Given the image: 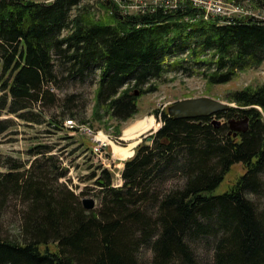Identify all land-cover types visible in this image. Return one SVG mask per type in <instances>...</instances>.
<instances>
[{"label": "trees", "instance_id": "trees-1", "mask_svg": "<svg viewBox=\"0 0 264 264\" xmlns=\"http://www.w3.org/2000/svg\"><path fill=\"white\" fill-rule=\"evenodd\" d=\"M92 8L87 0H0V108L61 130L80 94L60 103L54 90L93 84V118L102 110L123 121L137 94L172 70L223 84L264 60V20L253 16L212 17L194 0L124 14L111 2L101 14ZM228 101L234 106L197 118L155 111L160 124L123 161L120 185L104 167L87 175L98 199L88 210L82 193L60 181L66 168L52 146H32L27 166L5 160L0 213L11 197L21 209L16 236L0 234V264H264V209L253 200L264 190V83L230 91ZM243 117L246 129L233 134L227 120ZM233 164L243 172L212 194Z\"/></svg>", "mask_w": 264, "mask_h": 264}, {"label": "rangeland", "instance_id": "rangeland-1", "mask_svg": "<svg viewBox=\"0 0 264 264\" xmlns=\"http://www.w3.org/2000/svg\"><path fill=\"white\" fill-rule=\"evenodd\" d=\"M50 1V0H37ZM183 0H87L93 7L95 14L103 12V5L110 2L117 7L119 12L131 13L148 5H167L177 6ZM201 8L212 17L218 16L226 18H246L253 16L255 19L264 20V7H258L248 0H240L236 3L232 0H194ZM105 2V3H104ZM210 6V7H208ZM211 6H219L211 13ZM207 8V10H206ZM205 14V15H206ZM264 83V60L251 68L238 71L232 78L223 84H208L201 77L196 75L184 74L180 71H170L160 80L152 81L149 84L154 86L150 92L137 94L135 105L136 112L128 119L118 121L103 116V111L99 110V120L93 118L94 110L93 91L95 85L77 83H61L59 89H55L56 95L60 98V103L66 94L79 93L80 98L72 110L74 118L63 117L62 121L73 122L75 126L79 123L81 129H91L96 137L103 140V152L105 157L99 158L88 149L90 141L78 131H69L67 128L55 130L47 126L44 122L30 123L16 118L13 114L7 113L0 108V122L3 130L0 132V172H5L3 162L9 158L18 160L27 166V162L32 156L28 154L35 144H48L52 146L51 153L58 158L61 167L68 166L66 174L60 181L65 180L66 185L75 194L81 192L79 198L94 199V207L98 205L95 197L96 187L87 175L94 171L97 166L106 168L112 178V184L119 185V172L123 166L121 160L130 158L139 144L146 143V138H151L152 133L158 128L159 122L154 118V112L165 110L173 102L185 98H197L201 96L210 97L217 101L234 106L228 101V93L244 87H253ZM130 84L127 87L130 88ZM132 88H130L131 90ZM133 90V89H132ZM83 104L81 110L80 105ZM76 104V105H75ZM55 113L52 108L45 109L44 113ZM145 120L148 124L134 134H130V129H136L138 122ZM106 140V141H105ZM109 142V143H107ZM133 145V146H132ZM132 146V147H131ZM127 148L124 158L114 155L115 148ZM131 153V154H130ZM119 159V160H116ZM244 168L240 164H233L224 173L221 182L211 191L212 194H219L227 190L243 172ZM259 208L264 209V190L263 195L253 198ZM21 209L19 199L8 198L0 213V234L6 236H16L19 225V211ZM49 249L53 246L49 245ZM199 253L201 251L197 250ZM144 256V255H143Z\"/></svg>", "mask_w": 264, "mask_h": 264}, {"label": "water", "instance_id": "water-1", "mask_svg": "<svg viewBox=\"0 0 264 264\" xmlns=\"http://www.w3.org/2000/svg\"><path fill=\"white\" fill-rule=\"evenodd\" d=\"M136 95L137 91H133ZM229 105L212 99L210 97L201 96L197 98H185L177 100L171 103L166 108V113L174 118H197L213 115L219 110L227 109ZM220 121L214 120L212 123L217 125ZM228 128L235 134V132H242L246 129L247 118H238L234 120L230 118L227 120ZM150 141V138H146V143ZM82 208L88 210L94 207V199L92 198H81L80 200Z\"/></svg>", "mask_w": 264, "mask_h": 264}, {"label": "built area", "instance_id": "built-area-1", "mask_svg": "<svg viewBox=\"0 0 264 264\" xmlns=\"http://www.w3.org/2000/svg\"><path fill=\"white\" fill-rule=\"evenodd\" d=\"M208 7H210V6H208ZM216 9H218V11H219L220 10L219 6H211V11L210 12L213 13ZM206 10H207V8H206ZM205 12L206 11H204V13ZM65 125L69 126V127L70 126L75 127L76 130H78L80 132H83V133H86L88 136L91 137V140L95 141V143H96L95 146H93V151L98 152V153L101 151L100 148L104 145V142L99 140V139H97L95 133L91 129H89V128L88 129H80L79 128V124L77 126H75L73 124V122H65Z\"/></svg>", "mask_w": 264, "mask_h": 264}, {"label": "bare ground", "instance_id": "bare-ground-1", "mask_svg": "<svg viewBox=\"0 0 264 264\" xmlns=\"http://www.w3.org/2000/svg\"><path fill=\"white\" fill-rule=\"evenodd\" d=\"M66 122V121H65ZM69 122H71V121H69ZM81 129V128H80ZM97 139H99V137H97ZM100 140V139H99ZM101 141H103V140H101ZM106 141V140H105ZM104 142V141H103ZM105 143V142H104ZM107 143H109V142H107ZM126 149L127 148H115V150L113 149V153H114V155L116 156V157H118V158H124V156L126 155Z\"/></svg>", "mask_w": 264, "mask_h": 264}]
</instances>
